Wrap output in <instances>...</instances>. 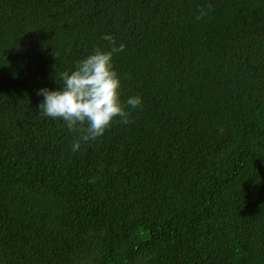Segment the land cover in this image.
Segmentation results:
<instances>
[{"label": "trees", "instance_id": "obj_1", "mask_svg": "<svg viewBox=\"0 0 264 264\" xmlns=\"http://www.w3.org/2000/svg\"><path fill=\"white\" fill-rule=\"evenodd\" d=\"M105 34L142 103L73 152L37 90ZM0 264H264V0H0Z\"/></svg>", "mask_w": 264, "mask_h": 264}, {"label": "clouds", "instance_id": "obj_2", "mask_svg": "<svg viewBox=\"0 0 264 264\" xmlns=\"http://www.w3.org/2000/svg\"><path fill=\"white\" fill-rule=\"evenodd\" d=\"M103 39L112 45L110 50L97 48L78 60L73 70L61 73L62 85L58 88L37 90V95L43 97L38 110L63 120L69 131L78 134L71 144L73 152L79 151L82 143L102 136L117 117L121 123L128 124L130 113L125 103L133 109L142 103L139 95L121 101V79L114 67L113 55L122 52L125 45L117 46L111 34H105ZM147 230L143 227L141 241L147 240Z\"/></svg>", "mask_w": 264, "mask_h": 264}]
</instances>
